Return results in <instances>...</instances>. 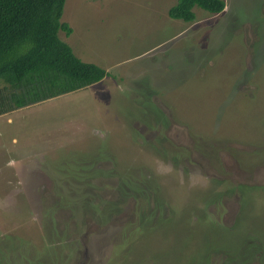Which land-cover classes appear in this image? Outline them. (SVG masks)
Masks as SVG:
<instances>
[{
    "label": "rangeland",
    "instance_id": "374dc122",
    "mask_svg": "<svg viewBox=\"0 0 264 264\" xmlns=\"http://www.w3.org/2000/svg\"><path fill=\"white\" fill-rule=\"evenodd\" d=\"M175 1L64 0L106 75L0 115V264H264V0Z\"/></svg>",
    "mask_w": 264,
    "mask_h": 264
},
{
    "label": "trees",
    "instance_id": "16d2710c",
    "mask_svg": "<svg viewBox=\"0 0 264 264\" xmlns=\"http://www.w3.org/2000/svg\"><path fill=\"white\" fill-rule=\"evenodd\" d=\"M63 4L64 0H0V115L83 89L106 75L99 66L81 61L59 39L58 31L66 36L71 32L59 21ZM224 5V0H176L167 15L191 22L194 7L217 14ZM210 260L211 255L203 264Z\"/></svg>",
    "mask_w": 264,
    "mask_h": 264
},
{
    "label": "flooded vegetation",
    "instance_id": "af4514ba",
    "mask_svg": "<svg viewBox=\"0 0 264 264\" xmlns=\"http://www.w3.org/2000/svg\"><path fill=\"white\" fill-rule=\"evenodd\" d=\"M219 159L221 160V162H226V160L224 159V154H222V153H220V155H219ZM205 159H206V161L208 160V158L205 156L204 157ZM221 162H220V164H221ZM225 164V163H224ZM224 164H221L224 168H225V170H226V166H224ZM221 165H220V168H221ZM210 174H212V175H214V176H217V177H220V178H223L224 177V175L221 173H216V172H213V171H208ZM233 178V177H232Z\"/></svg>",
    "mask_w": 264,
    "mask_h": 264
},
{
    "label": "crops",
    "instance_id": "0c3cea01",
    "mask_svg": "<svg viewBox=\"0 0 264 264\" xmlns=\"http://www.w3.org/2000/svg\"><path fill=\"white\" fill-rule=\"evenodd\" d=\"M72 31V30H71ZM71 33V32H70ZM70 33L67 35V36H69L70 35ZM68 38V37H67ZM68 45H69V47L71 48V50H72V52H73V54L76 56V57H78L75 53H74V51H73V49H72V47H71V44L69 43V42H66ZM79 59H80V57H78ZM80 60H82V59H80ZM93 62V61H92ZM95 63V62H94ZM93 63V64H94ZM105 72H106V70H105Z\"/></svg>",
    "mask_w": 264,
    "mask_h": 264
},
{
    "label": "clouds",
    "instance_id": "9594fccd",
    "mask_svg": "<svg viewBox=\"0 0 264 264\" xmlns=\"http://www.w3.org/2000/svg\"><path fill=\"white\" fill-rule=\"evenodd\" d=\"M166 167H168V168H169V170H171V166H166Z\"/></svg>",
    "mask_w": 264,
    "mask_h": 264
},
{
    "label": "water",
    "instance_id": "95a60500",
    "mask_svg": "<svg viewBox=\"0 0 264 264\" xmlns=\"http://www.w3.org/2000/svg\"><path fill=\"white\" fill-rule=\"evenodd\" d=\"M82 263V262H81Z\"/></svg>",
    "mask_w": 264,
    "mask_h": 264
}]
</instances>
